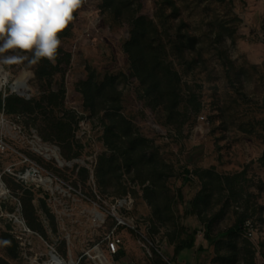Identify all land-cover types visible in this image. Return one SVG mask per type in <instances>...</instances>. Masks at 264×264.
Masks as SVG:
<instances>
[{"label": "rangeland", "instance_id": "rangeland-1", "mask_svg": "<svg viewBox=\"0 0 264 264\" xmlns=\"http://www.w3.org/2000/svg\"><path fill=\"white\" fill-rule=\"evenodd\" d=\"M158 1L140 0L139 15L154 24L161 61L174 72L178 106L171 118L163 104H155L143 93L134 75L124 50L130 22L115 20L101 7V0H84L73 14L70 34L59 37V48L69 57L66 60L60 54V70L50 89L64 88L54 112L71 124L69 144L67 140L44 138L40 125L51 108L45 101L31 115L0 111V140L4 143L0 145V179L9 189V196L0 199V264H26L7 217L18 203L30 229L63 256L69 248L75 256L98 240V235L91 234L89 221L93 201L113 202L125 197L132 200L127 214L137 219L140 232L152 243L120 229L139 264H150L152 257L158 264H166L167 259L172 260L169 252L178 241L173 231L185 230L179 232L184 238L194 228L202 231L196 233V239L205 248L187 250L180 257L184 264L194 259L208 264H264V0H175L180 9L176 18H168L170 10H160ZM178 27L195 39L193 49L185 52L187 62L179 58L172 42ZM4 55H26L28 59L19 64L0 63V72L6 76L0 84L2 98L15 94L38 101L49 87L35 78L28 62L31 53L10 50ZM110 77H114V86H106L92 109L85 101L84 84ZM15 82L24 84V91L15 93L11 89ZM112 119L117 120L113 128L120 134L131 133L146 140L143 148L147 158L153 156L150 163L105 142L111 138L105 129L113 124ZM54 149L63 166L54 157L47 159L48 153L54 155ZM19 153L90 200L60 205L40 191L21 187L4 173L19 160ZM101 157L109 164L99 176ZM183 169L189 170L187 181L183 180ZM25 190L32 192L36 227L30 226L24 215ZM150 190L155 194L150 195ZM147 194L156 197L153 204L170 203L168 220L156 217ZM198 195L203 198L190 213L191 201ZM202 218L212 219V243L205 239ZM238 223L239 232L226 234ZM246 223L252 225L251 238L245 234ZM4 232L16 242L14 257L3 241ZM43 249H47L44 244Z\"/></svg>", "mask_w": 264, "mask_h": 264}, {"label": "trees", "instance_id": "trees-1", "mask_svg": "<svg viewBox=\"0 0 264 264\" xmlns=\"http://www.w3.org/2000/svg\"><path fill=\"white\" fill-rule=\"evenodd\" d=\"M158 2V7L160 10H170V13L167 14L168 18H176L180 14V9L176 5L175 0H159ZM140 6V0H101V7L106 10L115 20H126L130 22V35L124 43V50L129 56L134 75L139 79L143 89V93L149 99H152L155 104H163L164 111L171 118L178 106V91L174 82V72L162 63L161 51L158 40L156 38L154 24L144 18L142 15H139ZM69 34L70 26L68 25V27L59 34V37H66ZM218 35L221 36L222 34L218 32ZM194 40L195 39L193 36L181 32L180 27H178L174 32V38L172 39V42L174 43V47L179 55V58L184 62H187V59L185 58V52L187 49H193L195 44ZM60 54L65 55V59L68 60L69 53L64 52L61 48L58 49L57 56L54 62L49 61L47 59H41L37 63L32 64L30 63L32 59L31 54L28 62L31 64V68L33 70L35 78L39 81L45 82L49 88L43 90L38 101L36 99L26 100L23 97L17 96L15 94H7L4 98H2V95L0 94V111L4 110V112L8 115H31L38 108H41V102L45 101L46 104L49 105L51 108L48 112L49 116L45 117L43 119L42 125H40L43 127L40 129L44 134V138L58 141L67 140V143L69 144L68 139L71 137L72 134L71 124L66 122L54 112V107L59 106L60 101L63 98L64 88L62 85H59L56 90L50 89L52 78L60 70L59 64L62 60ZM193 61L194 59L192 60V62ZM113 83L114 77L106 78V80L99 82H92L91 80L86 82L83 86V94L86 103H88V105L92 107V109H94L95 98L104 94L106 86L112 88L114 86ZM112 121H114L113 124L106 126L105 129V135L110 134L111 138L110 140L106 138L105 142L117 151L123 150L124 153L137 154L140 158H147L146 151L143 148L145 146L144 142L146 140L138 136H133L131 133L128 134L125 132L124 134H120L115 128H113L117 120L112 119ZM122 144L126 145L122 146ZM68 149H70V146H68ZM152 158L153 156L148 157L146 162L150 163ZM262 159L264 160V154L262 156ZM108 164L109 160L105 157H101L97 172L99 176L105 174V166ZM136 170L138 169L136 168ZM154 171L157 172L156 168H154ZM183 173V180L187 181L189 170L183 169ZM225 180L226 182H228V177H226ZM148 188L149 187H147L146 191L149 190ZM151 193L152 195L155 194L154 190H150L149 194L151 195ZM147 196L149 198L148 194ZM179 197H181L180 194ZM31 198L32 192L29 190H25L23 197L24 215L30 226L36 227L35 218L33 216L34 207L31 204ZM202 198L203 197L198 195L193 201H191L190 205L192 211H190V213L195 212L193 210H196V207H198V203ZM149 199L153 204L156 197L152 196ZM42 205L44 206L43 202ZM153 209L154 214L157 218L162 219L164 221L170 218L168 214L170 213L169 202L165 205H161L156 202L153 204ZM202 220H204L205 239L209 243H212L215 240V238L210 233L212 219L202 218ZM151 226L154 227L153 225ZM240 230L241 225L240 223H238L234 225V227L227 229L226 234L239 232ZM181 231L183 232L185 230H174L173 232L175 235H172L173 237L178 238V241L176 242V244H174L173 250L174 254L176 255L182 249L191 248L194 245L198 229H192L189 233H187L186 237L184 238L179 237V232ZM172 236L169 237L170 241L172 240ZM2 238L10 252V256L14 257L16 251L15 240L11 237L10 233L8 232H4L2 234ZM199 249L204 250V247L199 246ZM155 255L157 256L156 252H154V256Z\"/></svg>", "mask_w": 264, "mask_h": 264}, {"label": "built area", "instance_id": "built-area-1", "mask_svg": "<svg viewBox=\"0 0 264 264\" xmlns=\"http://www.w3.org/2000/svg\"><path fill=\"white\" fill-rule=\"evenodd\" d=\"M13 91L18 93L15 90ZM0 145L2 147L4 145L2 140H0ZM51 151L54 152V155L52 152L48 153L47 159L54 157L58 164L63 166L64 162L55 150ZM4 173L9 174L21 187L36 192L40 191L43 197L48 195L49 199L55 204L59 203L61 205L65 202L74 203L79 200H90L86 195L81 194L76 187L61 181L54 173L47 171L41 165L20 153L19 160L13 165L6 167ZM0 182L4 186L5 191L0 193V199H2L9 196V189L1 179ZM131 206L132 200L130 197L118 198L113 202H109L106 199H101L98 202L93 201V207L89 209V215L91 216L89 221L91 234L98 235V240H94L93 245L81 249L79 254L75 256L70 248L67 255L63 256L53 244H48L38 232L30 229L22 216L20 203L17 204L14 212L7 214V217L12 222L11 232L20 241V254L25 259L26 264H81L82 262H87V264H106V258H109L112 264H115L113 256L123 245V236L120 229L130 230L136 233L138 237L148 241L140 232L137 219L127 214L131 210ZM245 230L246 236L251 238L254 231L250 223H246ZM200 234H202V231L198 230L197 235ZM36 238L42 240V244H36V242H39L38 240L34 241ZM148 242L152 245L150 241ZM43 244L46 246V250L43 249ZM141 245L148 250V246L144 243H141ZM154 250L160 252L157 248H154ZM166 264L172 263L166 260Z\"/></svg>", "mask_w": 264, "mask_h": 264}, {"label": "clouds", "instance_id": "clouds-1", "mask_svg": "<svg viewBox=\"0 0 264 264\" xmlns=\"http://www.w3.org/2000/svg\"><path fill=\"white\" fill-rule=\"evenodd\" d=\"M84 0H0V63L19 64L26 55L5 56L10 50L31 53L30 63L54 62L59 34L74 19Z\"/></svg>", "mask_w": 264, "mask_h": 264}, {"label": "crops", "instance_id": "crops-1", "mask_svg": "<svg viewBox=\"0 0 264 264\" xmlns=\"http://www.w3.org/2000/svg\"><path fill=\"white\" fill-rule=\"evenodd\" d=\"M122 236H123V245L120 247L119 251L113 256L114 263L115 264H139L136 257H134V255H136V254L132 250H130V247L127 246L128 244L125 243L126 238H125L124 234H122ZM127 240H129V239L127 238ZM199 246H203L205 248L204 243L197 241V239H196L194 245L191 248H184L177 255L174 254V251L171 253L168 251L169 254L172 256L171 257L172 260L167 259V261L171 262L172 264H184L183 262L180 261L181 255L185 254V252L187 250L192 249V248H194V250L196 249V250L201 251L199 249ZM152 258L153 259H149L148 262L150 264H158L156 258H154V257H152ZM108 260H109V258H108ZM106 264H110V263L106 261ZM190 264H208V263L205 260H203L202 263H200V260L194 259L192 261V263H190Z\"/></svg>", "mask_w": 264, "mask_h": 264}, {"label": "bare ground", "instance_id": "bare-ground-1", "mask_svg": "<svg viewBox=\"0 0 264 264\" xmlns=\"http://www.w3.org/2000/svg\"><path fill=\"white\" fill-rule=\"evenodd\" d=\"M6 81V76L3 72H0V84H4ZM12 90H15L17 92L19 91H24V84H22L21 82H15L12 85ZM53 149V148H52ZM55 150V149H54ZM4 186L2 185V183L0 182V193H4ZM109 262L110 264H112L107 258L105 259V262Z\"/></svg>", "mask_w": 264, "mask_h": 264}]
</instances>
